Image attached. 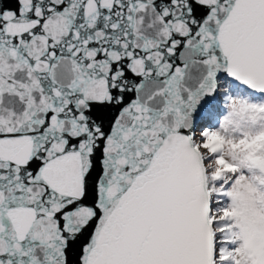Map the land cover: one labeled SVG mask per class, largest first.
Masks as SVG:
<instances>
[{"label": "snow or ice", "instance_id": "obj_1", "mask_svg": "<svg viewBox=\"0 0 264 264\" xmlns=\"http://www.w3.org/2000/svg\"><path fill=\"white\" fill-rule=\"evenodd\" d=\"M0 264H264V0H0Z\"/></svg>", "mask_w": 264, "mask_h": 264}]
</instances>
